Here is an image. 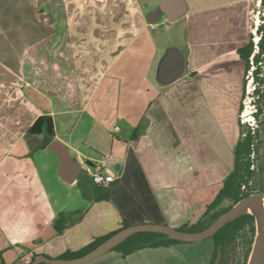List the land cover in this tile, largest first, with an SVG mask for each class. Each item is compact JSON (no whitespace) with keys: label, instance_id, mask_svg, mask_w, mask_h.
<instances>
[{"label":"crops","instance_id":"1","mask_svg":"<svg viewBox=\"0 0 264 264\" xmlns=\"http://www.w3.org/2000/svg\"><path fill=\"white\" fill-rule=\"evenodd\" d=\"M161 1L0 0V264L78 250L124 218L195 222L232 170L245 69L238 48L250 39L255 0H184L174 21L149 22ZM172 46L185 69L164 83ZM43 114L77 162L111 154L120 176L111 199L91 201L62 234L57 156L29 132ZM107 253L86 264L133 263L134 253Z\"/></svg>","mask_w":264,"mask_h":264},{"label":"trees","instance_id":"2","mask_svg":"<svg viewBox=\"0 0 264 264\" xmlns=\"http://www.w3.org/2000/svg\"><path fill=\"white\" fill-rule=\"evenodd\" d=\"M264 5V0H261ZM260 33L259 50L254 53L255 46L251 34L249 41L238 48V53L244 62V73L255 63L252 70L256 86L253 90L254 104L257 110L254 117L259 121V125L253 130L249 125L246 127L239 119V139L234 148V165L229 174L225 177L222 186L218 190L214 199L207 205L205 213L195 222L187 221L178 228L189 231H198L211 225L222 213L231 208L242 198L260 192L264 194V154L260 156L261 149L264 150V72L262 64L264 62V22L258 25ZM253 54V63L251 55ZM246 78H243V93H245ZM243 103L241 100L239 111H242ZM30 133L42 134L45 140L54 139V121L50 115H40L29 129ZM136 134H134V138ZM90 178V177H89ZM92 181V179L90 178ZM79 181V180H78ZM87 181L80 183L82 191L92 202L109 200L115 193L119 179L110 186L104 187ZM225 200L230 203L223 205ZM88 208H76L58 213L54 228L58 234H62L68 227L82 221ZM131 223L124 218L121 226L102 236L95 237L89 244L78 250H67L57 257H76L83 255L95 248L102 241L110 237L121 228L129 226ZM257 235L256 219L252 213H247L237 217L221 227L211 238L213 239V251L208 264H233L237 260L239 264H247ZM184 242L169 238L160 232L140 231L130 235L128 238L116 245L112 250L120 252L123 256H128L137 250L146 247H166L173 243ZM38 253H34L31 261ZM0 255L2 253L0 252ZM47 255V254H46ZM50 256V255H48ZM28 262L27 264L31 263ZM39 264H48L41 262Z\"/></svg>","mask_w":264,"mask_h":264},{"label":"water","instance_id":"3","mask_svg":"<svg viewBox=\"0 0 264 264\" xmlns=\"http://www.w3.org/2000/svg\"><path fill=\"white\" fill-rule=\"evenodd\" d=\"M186 9L184 0H162L155 10L147 14V19L152 23L166 15L169 21H174L186 12ZM184 69V52L179 47L172 46L167 50L166 55L162 59L158 78L161 82L169 83L177 79L183 73ZM46 142L47 148L59 157V175L65 181H76L81 172V166L70 153L69 147L58 139H48ZM247 213H252L255 216L257 226L256 239L247 264H264V194L260 192L252 193L237 201L231 208L222 213L211 225L202 230H183L161 222L134 223L119 229L83 255L64 258L38 253L30 264H39L41 262L48 264H86L112 250L130 235L140 231L160 232L167 235L169 238L185 242L201 241L213 236L228 222Z\"/></svg>","mask_w":264,"mask_h":264},{"label":"rangeland","instance_id":"4","mask_svg":"<svg viewBox=\"0 0 264 264\" xmlns=\"http://www.w3.org/2000/svg\"><path fill=\"white\" fill-rule=\"evenodd\" d=\"M258 2L259 0H255V5L252 10V29H254V27L256 26V22H259L258 24L264 22V5ZM162 18L163 17L158 19V21L161 20ZM168 24H169V21H168ZM252 29H251V34L253 37H256V35H254V33L252 32ZM258 35H260L259 32H258ZM254 65L255 63L251 65L250 69L246 72V74L244 73L246 82H245V93L242 97L243 109L242 111H239V114H238V119L241 122H242V114L244 113V111L248 109L250 112L251 109L254 108L253 106L254 97L251 92L252 90H254V86H256L257 83L253 78V73L250 72L254 69L253 67ZM262 71L264 72V62L262 64ZM252 78H253V82H252ZM249 83H251L250 92H248ZM261 118L264 119V113L261 115ZM255 122H256V127H257L260 123L256 118H255ZM236 125L237 124H235V127L237 128ZM247 125L248 124L245 123L244 126L246 127ZM237 133L238 131L236 130V135ZM263 154H264V150L261 149L260 156H262ZM56 158L59 164H58V168H56V171L53 173L55 176L54 177L55 183H53V185H54V189L56 190L57 194H59V197L61 199L62 203L60 205H63L62 210L68 211V210H73L77 207L87 208L91 204V200L84 195L82 188L80 186V183L83 180L93 185L92 181L89 178L90 176L87 175L83 170H81L75 182L65 181L59 175L60 160L58 156ZM57 161H56L55 166H57ZM55 166H53V169H55ZM113 168L115 169L114 166ZM128 196H129L128 191L123 192L116 197L115 201L116 203H121L123 201L125 202L126 199H129V198H126ZM229 203H230L229 200H225L223 205H227ZM143 206L142 207L137 206L139 207L135 210L137 212V215L135 214L132 218L134 219V221L142 219L141 218L142 215H139V212L140 211L142 212V208H144ZM146 222H156V221H146ZM104 223L108 225L107 221L103 222V224ZM136 223H143V222H136ZM131 224H134V223H131ZM170 246L171 247L166 246V247H156V248L146 247V248L137 250V252L134 253L133 257H131L130 259H132L133 261L132 264H208L212 251H213L214 242H213V239L209 237L204 240L195 241V242H185V241L177 242V243L171 244ZM106 254L108 255H104L105 257H102V258H106V256H109L112 253H106ZM125 264H130V261H126ZM233 264H239V262L237 260H233Z\"/></svg>","mask_w":264,"mask_h":264},{"label":"built area","instance_id":"5","mask_svg":"<svg viewBox=\"0 0 264 264\" xmlns=\"http://www.w3.org/2000/svg\"><path fill=\"white\" fill-rule=\"evenodd\" d=\"M258 3H261V0H259ZM259 22H256V26L254 29H252V32L256 37H253L254 40V46L255 50L254 53L259 50V39L260 35H258V24ZM253 54L251 55V63H253ZM252 73V71H250ZM253 82V78H252ZM251 82V83H252ZM251 83H249L248 92L251 91ZM255 88V86H254ZM253 93V90L252 92ZM254 108L251 109L250 113L253 115L251 120H246L244 113L242 114V123H247L253 130L256 128V122L254 117V111L257 110V107L253 103ZM78 162L81 166V170H83L87 175L90 176L92 181L100 186L108 187L110 186L114 181L120 178L118 174H116L114 166V159L111 154H105L102 158L96 160L95 162H91L87 160L86 158L79 157Z\"/></svg>","mask_w":264,"mask_h":264},{"label":"bare ground","instance_id":"6","mask_svg":"<svg viewBox=\"0 0 264 264\" xmlns=\"http://www.w3.org/2000/svg\"><path fill=\"white\" fill-rule=\"evenodd\" d=\"M244 116H245L246 120L252 119V114L249 112L248 109L244 111Z\"/></svg>","mask_w":264,"mask_h":264}]
</instances>
